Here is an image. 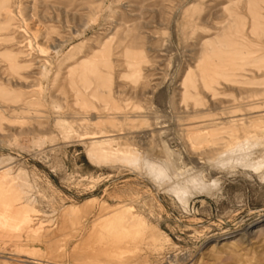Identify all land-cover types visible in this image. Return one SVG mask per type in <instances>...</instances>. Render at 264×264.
I'll list each match as a JSON object with an SVG mask.
<instances>
[{"label": "rangeland", "instance_id": "obj_1", "mask_svg": "<svg viewBox=\"0 0 264 264\" xmlns=\"http://www.w3.org/2000/svg\"><path fill=\"white\" fill-rule=\"evenodd\" d=\"M0 264H264V0H0Z\"/></svg>", "mask_w": 264, "mask_h": 264}]
</instances>
